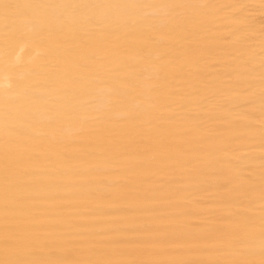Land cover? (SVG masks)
<instances>
[{"label": "bare ground", "instance_id": "obj_1", "mask_svg": "<svg viewBox=\"0 0 264 264\" xmlns=\"http://www.w3.org/2000/svg\"><path fill=\"white\" fill-rule=\"evenodd\" d=\"M0 264H264V0H0Z\"/></svg>", "mask_w": 264, "mask_h": 264}]
</instances>
